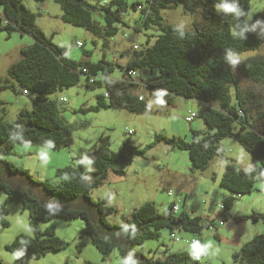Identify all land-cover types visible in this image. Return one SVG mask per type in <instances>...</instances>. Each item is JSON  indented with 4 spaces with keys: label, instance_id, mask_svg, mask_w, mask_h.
<instances>
[{
    "label": "trees",
    "instance_id": "obj_1",
    "mask_svg": "<svg viewBox=\"0 0 264 264\" xmlns=\"http://www.w3.org/2000/svg\"><path fill=\"white\" fill-rule=\"evenodd\" d=\"M37 1L42 3L45 0ZM54 1L61 5L66 22L106 37L118 33L116 23L123 21L124 13L130 6L126 0H111L100 7L86 0ZM224 2L135 0L131 6L141 12L147 36L146 46L140 49L136 43L125 63L112 62L105 57L98 62L79 63L66 55L65 47L54 43L36 26L37 15L25 5L24 0H0V30H5L9 35L19 31L34 38V43L22 49V57L8 67V77L0 78V93L12 88L17 93L35 94L32 108L22 109L14 121H7L0 115V153L10 155L16 144L25 142L53 150L70 147L74 142L72 130L63 120L58 102L48 95L85 79L88 86H104L106 89L105 93L97 95L98 103L89 109L113 107L137 113L147 112L146 89L169 104L177 96L198 101L202 106L198 115L210 131L203 133L192 129L191 141L163 134L156 135V139L188 150L192 166L205 169L211 159L220 153V141L226 137L235 138L257 162L250 167H243L235 161L226 164L220 185L230 195L225 197L222 208L231 207L237 196L255 191L259 176L264 175V111L257 115L251 112L236 72L261 82L264 87V57L249 58L236 65L230 64L226 57L262 46V37L252 28L264 33V10L256 13L252 22H248L246 16L251 9V0H238L241 9L239 15L226 13L223 8L217 7ZM179 4H183L187 11L203 15L201 24L198 22L188 30L165 22L162 9ZM97 10L105 13L104 25L94 18ZM154 29L156 32H153ZM117 67L122 70V75L114 77L112 73ZM84 68L87 71H83ZM132 70L136 71V75L132 74ZM60 101L65 102L66 99L61 98ZM4 103L0 97V107ZM16 134L22 139H13ZM82 154L92 163L88 165L79 161L76 166L59 168L58 184L48 180L37 181L28 169L5 161L11 173L43 186L53 197L51 200L43 199L31 190L19 188L0 178V190L7 193L6 199L0 201V223L10 225L7 215L11 202L22 203L30 214L33 235L19 233L6 245V249L13 253L19 248L26 250L25 256L20 258L21 264H29V258L68 247L69 242L57 235L55 226H41L42 222L56 217L84 219L86 226L82 232L91 236L93 244L104 257L117 248L123 259L129 252L134 253L138 264H201L199 258H194L184 249L167 248L159 258L149 257L134 249L147 239H158L165 228L171 229L172 239L180 240L175 233L178 229L192 233L189 246L192 239L199 243V234L204 228L201 216L181 210L180 204L175 201L162 211L153 201H149L135 209L123 225H118L107 220V216L116 209L107 205L106 200L96 201L91 196L110 172L124 175L136 155H145V149L126 141L118 151H114L110 148L109 136H101L99 143L83 149ZM248 168L252 171H246ZM79 199L85 201L88 207H71ZM49 203H53L58 211L50 212L47 207ZM177 204L179 209L175 210ZM251 217L259 220L264 218V213H255ZM230 218L231 215L225 212L222 222ZM235 219L240 221L243 218L237 216ZM233 257L241 264H264V233L234 251ZM0 264H4L1 258Z\"/></svg>",
    "mask_w": 264,
    "mask_h": 264
},
{
    "label": "rangeland",
    "instance_id": "obj_2",
    "mask_svg": "<svg viewBox=\"0 0 264 264\" xmlns=\"http://www.w3.org/2000/svg\"><path fill=\"white\" fill-rule=\"evenodd\" d=\"M86 1L100 7L111 0ZM126 1L130 6L124 13L123 21L116 23L118 33L111 37L96 35L84 27L66 22L61 5L54 0H45L42 3L37 0H24V3L36 13V26L47 37L52 38L54 43L65 47L66 55L70 59L79 63L98 62L105 57L112 62L125 63L136 43L143 49L147 42L141 12L131 6L135 0ZM263 10L264 0H251V9L246 20L252 22L254 15ZM161 12L165 22L188 30L193 29L198 22L201 24L203 19V15L198 12L187 11L183 4L164 8ZM94 18L100 24H105L104 11L97 10ZM252 31L264 41L263 32L255 27ZM14 35L8 37L5 30H0V78L3 79L8 77V66L11 62L22 57L17 48L19 35ZM77 41L82 42L83 46L79 47ZM232 55L237 59L236 64L249 58L264 57V42L258 49ZM112 74L114 77L121 76L122 70L117 67ZM236 74L251 112L257 115L264 111L263 84L243 76L238 71ZM105 91L104 86H88L85 79H81L77 85L49 94V98L58 102L61 116L72 130L73 144L60 150L38 144H28L27 148L24 144H16L10 155L0 153V178L19 188L31 190L43 199L51 200L53 197L43 186L34 184L17 173H11L5 161L28 169L37 181L48 180L58 184L60 179L57 170L69 165L76 166L79 161L87 159L82 150L99 143L101 136H109L110 148L114 151H118L124 142L130 141L138 148L145 149V155H136L124 175L110 172L108 178L91 193L94 200H106L107 205L116 209L107 216V220L123 225L125 219L131 217L135 209L146 202L153 201L162 211L175 201L180 204L181 210L203 218L204 228L199 234L201 242L198 243L202 249L199 254L201 264H241L235 261L233 252L264 233V218L254 220L251 217L255 213H264V175L259 176L255 191L237 196L229 208H222L224 199L230 192L220 185V181L226 164L230 161L243 167L254 165L257 161L251 153L235 138L226 137L220 141V153L211 159L205 169L194 168L188 150L175 147L164 140H157L156 135L163 134L191 141L192 129L203 133L210 131L203 118L198 115L202 109L198 101L177 96L169 104L146 89L149 105L147 112L137 113L113 107L89 109L98 103L97 95ZM0 97L5 102L0 107V115L12 122L22 109L32 108L35 94L17 93L12 88H7L1 91ZM61 98L66 101H60ZM192 113L196 116L190 122L187 117ZM6 197L7 193L0 190V201H4ZM71 207L87 208L88 204L79 199ZM8 208L7 218L10 225L3 226L0 223V258L4 264H21L20 258L13 259L14 253L7 250L6 245L19 233L33 235L30 214L20 202H11ZM225 212L231 218L223 223ZM237 216L243 219H235ZM41 226H55L57 235L68 241L69 245L60 251L29 258V264H122L123 258L117 248L104 257L93 244L91 236L82 232L86 226L82 218L66 220L56 217L42 222ZM171 232L169 228L162 229L158 239H147L134 249L153 258L161 257L167 248L177 250L184 247L182 249L193 253L192 247L186 245L187 239L192 237L191 232L175 230L180 240L172 239Z\"/></svg>",
    "mask_w": 264,
    "mask_h": 264
},
{
    "label": "clouds",
    "instance_id": "obj_3",
    "mask_svg": "<svg viewBox=\"0 0 264 264\" xmlns=\"http://www.w3.org/2000/svg\"><path fill=\"white\" fill-rule=\"evenodd\" d=\"M217 7H221L223 8V10L226 13L229 12H234L237 15L240 14V7H239V3L238 0H231V2H229V0H225V2L222 5H218ZM227 61L232 64L235 65L237 63V59L235 58V56L229 54L226 57ZM13 139H22V137L19 134H16ZM24 147L27 148L29 147V145L25 142ZM82 163L84 164H88L90 165L92 163L91 160H83ZM246 171L250 172L252 171L251 168L246 169ZM48 209L50 210V212H56L58 211V208L53 204V203H49L47 205ZM192 249H193V257L194 258H199V254L202 251V249L200 248V245L198 244V242L193 241L192 245H191ZM26 250L24 248H19L15 251L14 255H13V259H19L23 256H25ZM122 264H138L137 260L134 258V253L129 252V254L123 259Z\"/></svg>",
    "mask_w": 264,
    "mask_h": 264
},
{
    "label": "crops",
    "instance_id": "obj_4",
    "mask_svg": "<svg viewBox=\"0 0 264 264\" xmlns=\"http://www.w3.org/2000/svg\"><path fill=\"white\" fill-rule=\"evenodd\" d=\"M16 33V35H19V39H20V41H19V44L17 45V48H18V53L21 55L22 54V49L24 48V47H26V46H28V45H31L32 43H34V38L32 37V36H30L29 34H25V33H21V32H19V31H15L14 33H12L11 35H9L8 34V37H13V36H15L14 34ZM20 59V58H19ZM19 59H17V60H15V61H18ZM15 61H13V62H15ZM13 62H11V64L13 63ZM10 64V65H11ZM9 65V66H10ZM8 66V67H9ZM192 238V237H191ZM190 239L188 238L187 239V244L186 245H188V241H189ZM182 248H184V247H180L179 249H177V250H180V249H182ZM163 256V255H162Z\"/></svg>",
    "mask_w": 264,
    "mask_h": 264
},
{
    "label": "built area",
    "instance_id": "obj_5",
    "mask_svg": "<svg viewBox=\"0 0 264 264\" xmlns=\"http://www.w3.org/2000/svg\"><path fill=\"white\" fill-rule=\"evenodd\" d=\"M263 26H264V23H263ZM77 45L80 47V46H82V43L78 41V42H77ZM83 71H87V69L84 68ZM131 72H132L133 75H136V71H133V70H132ZM25 92H26V91H25ZM142 98H143V97H141V99H142ZM193 115H194V114H192V115H190V116L188 117V121H191V120L193 119V117H194ZM174 208H175V210H178V209H179V205H178V204L175 205ZM172 236H173V237H176V235L173 234V233H172ZM193 241H196V240H195V239H192V241H191V245H192Z\"/></svg>",
    "mask_w": 264,
    "mask_h": 264
}]
</instances>
